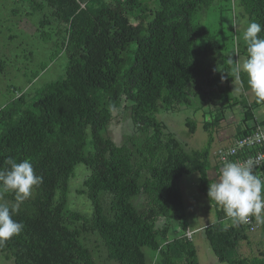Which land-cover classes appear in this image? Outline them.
I'll return each instance as SVG.
<instances>
[{"label": "trees", "instance_id": "trees-1", "mask_svg": "<svg viewBox=\"0 0 264 264\" xmlns=\"http://www.w3.org/2000/svg\"><path fill=\"white\" fill-rule=\"evenodd\" d=\"M14 1L28 6L26 14L40 15L36 31L45 41L50 30L56 34L52 59L65 52L69 61L62 78L35 96L22 91L0 108V169L9 156L28 159L43 177L13 217L23 223L22 233L0 251L16 264H99L85 241L95 232L108 258L120 264H153L145 247L159 253L154 264H198L197 247L186 235L179 181L200 172V188L208 195L212 142L226 110L241 105L246 123L255 118L254 106L264 103L228 93L227 102L219 97L208 110L211 120L204 128L210 138L202 149L189 150L159 116L191 104L194 95L206 93L210 99L206 88L214 92L229 80L237 61L233 47L229 55L218 52L217 33L195 21L216 0H156L154 7L145 0ZM241 3L249 22L264 25V0ZM12 11L21 14L18 6ZM222 36L228 38L223 30ZM239 50L247 59L245 43ZM216 53L220 57H213ZM240 78L248 89L247 74L241 71ZM122 102L139 132L118 143L110 126ZM186 123L194 133L195 120ZM79 164L88 169L78 190L91 201V216L69 207ZM142 194L146 206L140 210L133 198ZM3 198L15 203L12 193ZM217 207L219 219L205 233L218 259L264 264V246L251 255L239 252L249 231L245 224H225L227 217Z\"/></svg>", "mask_w": 264, "mask_h": 264}, {"label": "rangeland", "instance_id": "rangeland-1", "mask_svg": "<svg viewBox=\"0 0 264 264\" xmlns=\"http://www.w3.org/2000/svg\"><path fill=\"white\" fill-rule=\"evenodd\" d=\"M145 1L152 7L155 4L158 6L156 0ZM17 6L21 10L20 15H15L12 11L13 7ZM26 8H28L27 5L18 4L14 0H0V58H6V65L3 70L9 67L6 70L7 76L5 74L1 76L0 71V99L4 95L0 104H4L6 100L11 101L13 97L15 98L22 91L28 93L29 97L35 96L47 83L62 78L67 72L66 69H68L65 67V63L69 59L65 52L61 53L59 57L56 56V58L51 59L55 53L51 47L52 41L56 37L54 31L50 30V34L45 35L50 39L45 41L36 31L40 15H28L25 13ZM7 16H11V19L7 20ZM195 21L208 26L212 32L217 33L220 44L217 49L218 52L229 55L234 50L233 53L236 54L237 61L241 66L243 65L246 61V55H242L239 49L240 43H245L242 33L246 29L249 20L241 0H216L211 7L200 10L195 16ZM220 21H222V28ZM221 29L228 38L222 36ZM230 35H234L233 42ZM225 41L228 43L227 46L223 45ZM213 57L220 56L216 53ZM233 68L234 66L231 68L229 80L220 82V88H215L214 92L213 88H206L208 93H213H211L210 99L206 93H200L192 97L191 104H182L159 114L160 118L166 122L169 130L182 140L189 150L202 149L208 145L210 132L204 128L202 121L211 120L208 110L215 104V100L217 101L220 97L222 101L227 102V93L230 97H243L241 95V89H243L241 78L239 80L234 79ZM245 96L249 102L254 101L255 95L251 89H248V94L245 92ZM113 116L110 130L118 143L127 140L135 132H139L131 118L130 111L125 108L123 102L114 110ZM188 118H192L197 124L194 133L190 132L186 123ZM216 133L214 134L212 148L218 144ZM87 173L88 169L84 164H79L76 167V175L71 180L72 191L69 192V207L91 216L93 210L91 201L86 195L80 194L78 190L82 187ZM133 202L142 210L146 206V197L144 194L139 195L133 198ZM258 228L249 233V244L246 241L239 243V252L251 255L257 253L264 246V229ZM206 240L208 241L207 237ZM85 241L94 250L99 264H120L108 258L106 247L98 233H88ZM198 249L199 264H228L220 262L217 256H215L216 262L214 263L208 251L204 254L201 248L198 247ZM144 250L149 261L154 264L159 253L149 247H145ZM0 264L16 263L13 257H9L0 251Z\"/></svg>", "mask_w": 264, "mask_h": 264}, {"label": "clouds", "instance_id": "clouds-1", "mask_svg": "<svg viewBox=\"0 0 264 264\" xmlns=\"http://www.w3.org/2000/svg\"><path fill=\"white\" fill-rule=\"evenodd\" d=\"M262 31L264 25L256 21L248 23L242 33L248 58L242 66L236 61L233 68L235 80L240 79L241 71L247 74L248 86L258 102H264V36L259 35ZM4 163L7 167L0 169V245L22 233L23 223L13 217L34 188L43 183L30 160L17 162L9 156ZM5 193L14 194L15 203L9 205L3 198ZM208 197L222 207L235 225L246 224L250 218L264 220V177L254 171L251 161L225 163L215 182L209 184Z\"/></svg>", "mask_w": 264, "mask_h": 264}, {"label": "crops", "instance_id": "crops-1", "mask_svg": "<svg viewBox=\"0 0 264 264\" xmlns=\"http://www.w3.org/2000/svg\"><path fill=\"white\" fill-rule=\"evenodd\" d=\"M8 19H11V16H7V20ZM5 22L7 21L5 20ZM5 65H6V58L1 57L0 58L1 76L4 74L7 76L6 70L9 67L3 70V68H5ZM242 88L243 89H241V91L243 94L241 93V95L244 96L245 92L248 94V89L250 88L246 89L245 87H243V85H242ZM3 98H4V95L1 97L0 101H2ZM9 102H10L9 100H6L4 104H0V108L4 107ZM201 112L203 113V111ZM253 112H254L255 118L250 119L245 123L243 120L244 109L241 105H236L235 107L233 108L230 107L226 110L225 118L223 122L215 131L217 132L216 139L218 140V144L212 148V152H211V157H210L211 166L209 167L208 172H207V180L209 181L208 190H209V184L215 182V179L219 173V170L223 166V164L219 161V158L217 155L218 149L226 148V146L227 147L231 146L236 140V138L238 137L239 132L241 130H244L247 127L252 128L254 127L255 124L259 122H264V103L255 105L253 108ZM205 122L202 121L203 126ZM201 178H202V174L200 172H194L193 174L184 175L181 178V181H179V188H180V191L184 199L186 216H187V221H188V228L197 229V231L193 234V237L190 239H192L194 244L196 245L197 251L199 250L198 247L203 250L204 254L206 253V251H208L209 255L211 256L210 258H212L211 260L215 263L216 262L215 256L217 255H215V252L213 250V247L210 241L206 240L207 236L205 233V227L209 226L211 223L216 222L219 219V209L215 202L210 201L207 193L201 190L200 188ZM259 223H260L259 228L264 229V220L259 221ZM244 241L248 242V244L250 243V239L243 240L242 242Z\"/></svg>", "mask_w": 264, "mask_h": 264}, {"label": "built area", "instance_id": "built-area-1", "mask_svg": "<svg viewBox=\"0 0 264 264\" xmlns=\"http://www.w3.org/2000/svg\"><path fill=\"white\" fill-rule=\"evenodd\" d=\"M217 155L223 165L229 161H251L254 171L264 177V122L255 124L250 132L238 136L231 146L218 149ZM224 223L233 224L230 218H225ZM245 225L249 232H253L260 223L255 218H250ZM196 231L197 229L188 228L186 235L192 238Z\"/></svg>", "mask_w": 264, "mask_h": 264}, {"label": "water", "instance_id": "water-1", "mask_svg": "<svg viewBox=\"0 0 264 264\" xmlns=\"http://www.w3.org/2000/svg\"><path fill=\"white\" fill-rule=\"evenodd\" d=\"M85 6V5H84Z\"/></svg>", "mask_w": 264, "mask_h": 264}]
</instances>
